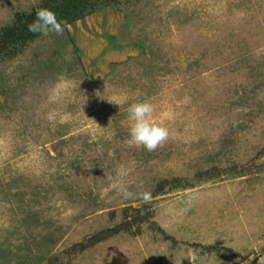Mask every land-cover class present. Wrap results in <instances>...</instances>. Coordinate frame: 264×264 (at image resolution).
Listing matches in <instances>:
<instances>
[{"label":"rangeland","instance_id":"rangeland-1","mask_svg":"<svg viewBox=\"0 0 264 264\" xmlns=\"http://www.w3.org/2000/svg\"><path fill=\"white\" fill-rule=\"evenodd\" d=\"M0 264H264V0H118L0 56Z\"/></svg>","mask_w":264,"mask_h":264},{"label":"clouds","instance_id":"clouds-1","mask_svg":"<svg viewBox=\"0 0 264 264\" xmlns=\"http://www.w3.org/2000/svg\"><path fill=\"white\" fill-rule=\"evenodd\" d=\"M67 25L66 21L58 18L55 11L47 8L37 10L36 19L28 25V30L35 34L48 36L50 34L63 35ZM155 105L150 99L131 103L128 107L130 119L133 121L129 128L128 143L143 147L148 152L156 151L162 147L171 136L170 129L153 119ZM119 193L123 199H141L150 203L152 195L148 191L134 193L121 185Z\"/></svg>","mask_w":264,"mask_h":264},{"label":"trees","instance_id":"trees-1","mask_svg":"<svg viewBox=\"0 0 264 264\" xmlns=\"http://www.w3.org/2000/svg\"><path fill=\"white\" fill-rule=\"evenodd\" d=\"M118 0H43L41 5L29 12H17L10 24L0 29V56L13 54L17 49L29 44L41 34L28 30V25L36 19L38 9L47 8L56 12L58 18L67 25L84 19L87 15L100 11ZM126 226L129 222L125 223ZM116 233V232H113Z\"/></svg>","mask_w":264,"mask_h":264}]
</instances>
